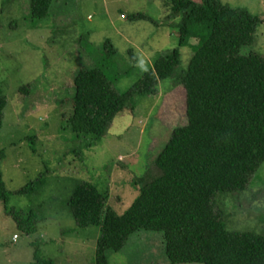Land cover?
Returning <instances> with one entry per match:
<instances>
[{
    "label": "rangeland",
    "instance_id": "374dc122",
    "mask_svg": "<svg viewBox=\"0 0 264 264\" xmlns=\"http://www.w3.org/2000/svg\"><path fill=\"white\" fill-rule=\"evenodd\" d=\"M221 1L264 18V0ZM29 7L30 0H0V89L7 100L0 168L10 194L8 205L0 202V264H33L35 253L50 264H97L101 229L78 226L69 207L73 193L89 183L122 215L139 196L141 178L157 174L154 162L174 130L188 124L187 94L175 78L160 80L156 95L138 98L134 111L94 141L68 128L73 79L98 66L117 91L128 92L178 48L183 15L171 0H53L39 21ZM245 52L264 58V25ZM192 56L191 47L181 49L177 73ZM38 179L33 193H17ZM215 209L230 232L264 235V162L244 192L217 194ZM15 214L33 217L34 232L20 229ZM107 257L109 264H168L162 233L145 230Z\"/></svg>",
    "mask_w": 264,
    "mask_h": 264
},
{
    "label": "trees",
    "instance_id": "16d2710c",
    "mask_svg": "<svg viewBox=\"0 0 264 264\" xmlns=\"http://www.w3.org/2000/svg\"><path fill=\"white\" fill-rule=\"evenodd\" d=\"M52 1L30 0L31 20L45 19ZM171 5L183 15L178 48L159 57L126 93L98 66L79 71L67 125L77 137L100 141L119 115L134 111L138 98L156 95L160 80L171 77L186 90L188 124L174 130L154 162L157 174L141 178L139 196L122 215L89 183L77 187L69 207L80 228L101 229L97 264H109L107 252L121 250L143 230L162 233L168 264H264V235L230 232L215 209L217 194L244 192L264 162V58L244 53L264 18L221 0ZM186 47L193 56L177 73ZM6 106L0 89V133ZM4 158L0 148V163ZM40 184L38 179L17 193L31 194ZM9 198L0 168V202L8 205ZM14 218L28 235L34 232L33 217ZM34 260L50 264L36 253Z\"/></svg>",
    "mask_w": 264,
    "mask_h": 264
},
{
    "label": "built area",
    "instance_id": "2783aa9c",
    "mask_svg": "<svg viewBox=\"0 0 264 264\" xmlns=\"http://www.w3.org/2000/svg\"><path fill=\"white\" fill-rule=\"evenodd\" d=\"M15 239H17V236H15Z\"/></svg>",
    "mask_w": 264,
    "mask_h": 264
}]
</instances>
